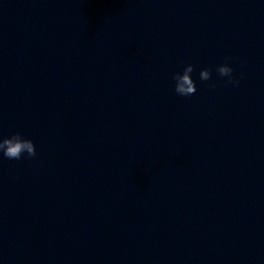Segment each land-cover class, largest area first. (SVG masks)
Instances as JSON below:
<instances>
[{
    "label": "clouds",
    "instance_id": "9594fccd",
    "mask_svg": "<svg viewBox=\"0 0 264 264\" xmlns=\"http://www.w3.org/2000/svg\"><path fill=\"white\" fill-rule=\"evenodd\" d=\"M194 71V66L188 64L184 67L182 73H174L173 80L175 81V92L181 96H191L197 91L196 83L192 79L191 73ZM216 72L221 77H228L226 83L239 84V80L232 76L233 68L224 63L216 68ZM211 70L204 68L200 71L199 77L202 81H208L211 79ZM0 153L9 160H19L24 153H27L28 157L36 156V147L31 139H26L21 133H15L11 137L0 138Z\"/></svg>",
    "mask_w": 264,
    "mask_h": 264
}]
</instances>
